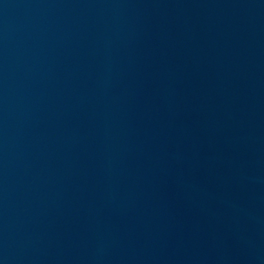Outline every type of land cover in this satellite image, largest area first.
Wrapping results in <instances>:
<instances>
[{
    "label": "water",
    "instance_id": "obj_1",
    "mask_svg": "<svg viewBox=\"0 0 264 264\" xmlns=\"http://www.w3.org/2000/svg\"><path fill=\"white\" fill-rule=\"evenodd\" d=\"M0 264H264V0H0Z\"/></svg>",
    "mask_w": 264,
    "mask_h": 264
}]
</instances>
